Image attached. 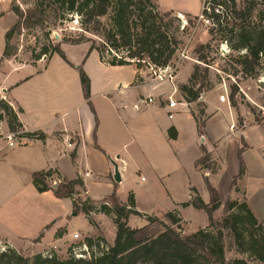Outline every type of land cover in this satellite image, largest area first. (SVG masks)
<instances>
[{"label": "crops", "instance_id": "1", "mask_svg": "<svg viewBox=\"0 0 264 264\" xmlns=\"http://www.w3.org/2000/svg\"><path fill=\"white\" fill-rule=\"evenodd\" d=\"M203 8L202 5V11ZM0 25L2 27L0 99L7 101L18 113L19 122L25 133L45 135L44 140L28 139L23 145L13 148L0 138V245L10 247L17 252L32 245L38 254L48 252L55 254L64 243L75 241L74 235L78 233H70L71 221L66 219L75 217L73 201L57 199L53 192L39 193L32 181V175L36 172L58 171L62 180H75L80 177L85 183V197L95 201H101L116 191L120 202L127 203L129 194L133 193L136 210L142 217L131 216L129 226L132 227L131 223L135 221L136 227L132 228H142L147 225L145 216L159 217L178 210L185 221L183 212L189 209L196 210L191 206L182 207V204L191 200V190L194 188L197 190L196 187H190L189 200L186 202H180L173 190L166 187L165 205L168 209L165 210L160 208L150 211L142 210L139 198L134 191H129L126 198L118 196L120 185L127 179L130 168H139L136 162L138 155L142 154L147 164L151 166L160 162L165 163L163 156L152 151L151 144L157 133L162 136L164 142L166 141V146L177 145L184 127L181 118L189 119L198 142L197 154L193 162L194 171L203 176L204 182L207 177L212 185L211 181L220 177L228 163L229 147L223 138L211 133L210 124L219 113L225 112L230 117L231 124L228 129L233 135L231 139L234 140V148L238 156L241 141L234 133V114L226 108L225 101L217 102L216 98L214 100L209 98L212 91L200 99L206 105L210 115L205 123V141L201 138L198 124L192 113V108L198 102L188 103L179 90L180 85L188 83L190 73L186 81H178L177 85L174 81L178 76H175L173 82L160 83L158 80L140 82V79H144V75L136 65L109 66L101 60L97 51L90 52L91 46L87 43L61 46V48L65 45L83 48L82 57L76 61L66 55L64 49L62 51L67 62L58 55H54L46 64L42 60L21 63L17 56L3 60L5 36L12 24L9 25L8 21L0 20ZM59 58L60 62H57L56 59ZM79 67L91 80V103L95 114L84 99ZM170 96L179 103L173 120L168 118L171 110L167 107V101ZM148 97L154 98L155 103L143 106L140 110L134 109L141 98ZM172 127L177 132L176 140L169 138V129ZM1 134L2 136L11 134L6 121L0 125V136ZM247 135L248 133L244 132L242 136L248 146L243 153L247 174L238 184L239 187L234 189L232 183L239 173L238 160L236 173L235 175L233 173L229 181L225 202H223V193L219 194L222 202L221 209L228 200H244L257 219L264 220V146L259 149L256 156L251 157L253 146L247 142ZM202 145L207 148L211 156L218 158L220 165L217 167L216 174L206 170L200 171L197 167L203 155ZM73 153L76 154L74 161L71 158ZM164 156L169 159L172 154L167 153ZM114 164H117L121 177L119 184L114 180ZM252 169L256 171V174H253ZM167 177L170 179V175ZM141 182H146V179L142 177ZM98 185H103L104 193L101 198H96L95 195L99 191ZM240 191L242 195L238 196ZM202 198L205 203L210 202V194L208 200L205 195H202ZM221 209L214 214L217 220L221 218L217 217ZM89 226L91 228L90 223ZM207 226L208 218L203 228ZM59 232H62V235L57 238L56 235ZM88 233H93L92 228ZM115 235L113 240H107L109 244L113 243Z\"/></svg>", "mask_w": 264, "mask_h": 264}, {"label": "trees", "instance_id": "2", "mask_svg": "<svg viewBox=\"0 0 264 264\" xmlns=\"http://www.w3.org/2000/svg\"><path fill=\"white\" fill-rule=\"evenodd\" d=\"M32 5L26 10L17 6L13 0L11 10L18 17L16 24L7 32L4 59L17 56V49L11 45L15 32L24 29L46 30V37L52 30L68 21L70 16H78L79 23L85 31L96 36H102L107 43L112 45L116 52L125 55L106 61L104 51L96 44L90 52L97 51L101 60L112 67L136 65L140 69L141 62L147 61L157 69L164 70L171 63L183 45L177 34L179 28L171 31L172 22L179 20L172 17V12L161 13L157 0H32ZM207 4L213 6L209 16ZM215 7L223 9L215 13ZM203 16L210 17L217 26V32L229 47L238 54L237 63L245 77L253 78L258 75L264 64V0H212L206 2L202 11ZM2 17V14H0ZM108 19V23L103 22ZM169 20V22H167ZM214 39V34L211 32ZM75 42L72 45H80ZM206 46L200 45L196 49L199 61L206 64L207 58L201 54ZM49 50L44 48L43 55L47 56ZM58 55L67 62V58L60 45L55 46L49 60ZM80 81L85 101L90 106L93 114L95 110L91 103V80L85 71L78 68ZM200 66H195L187 84L180 85L179 90L188 103H196L202 98L203 83H199ZM204 81L206 80L203 79ZM230 97L232 107H236L235 95ZM194 116V115H193ZM197 124L198 121L194 117ZM6 121L11 134L17 138L29 140H44L41 133H25L19 122L18 113L5 100L0 99V125ZM98 126V119L96 118ZM205 125H203L204 127ZM199 127V125H198ZM200 133V128H199ZM96 140V132H95ZM1 138V136H0ZM169 138L177 139V132L172 127L169 129ZM238 153L239 173L233 179L232 186L236 187L247 174V167L243 160V153L247 147L244 139ZM202 157L197 163L199 170L218 172L211 166V156L205 146L201 147ZM72 160L76 154L71 155ZM57 177L60 184L54 189L50 180ZM33 185L39 193L53 192L57 199H71L73 201V214L84 215L87 219L92 214H103L112 217L116 228L115 239L112 244L102 237L86 238L83 243L87 245L90 257L87 259L75 257L72 249L70 258L59 259L53 252L37 254L34 258H24L18 252L7 247L0 252V264H264V220H259L246 201L228 200L220 219H215L214 214L221 209L222 202L216 188L209 179L205 183L210 194V202L205 203L198 191L191 190V200L182 204L183 208L193 207L203 211L208 218V226L190 235L181 234L183 219L178 210L168 212L162 217L145 216L147 225L142 228L129 226L131 216L142 215L136 210L133 193L129 194L127 203L120 202L116 191L101 201L89 197H82L86 192L82 178L75 180H62L58 171L49 170L36 172L32 175ZM237 189V188H236ZM90 225L95 226L92 222ZM62 232L56 237L60 238ZM230 240L231 248L240 256L228 260L226 242ZM73 247V248H74Z\"/></svg>", "mask_w": 264, "mask_h": 264}, {"label": "rangeland", "instance_id": "3", "mask_svg": "<svg viewBox=\"0 0 264 264\" xmlns=\"http://www.w3.org/2000/svg\"><path fill=\"white\" fill-rule=\"evenodd\" d=\"M212 0H157V5L161 13L172 12V17L178 19L172 22L170 28L172 32L176 28H179L177 37L180 42L183 43L177 54L175 55L171 67H174V76H178L175 79V84L178 81H186L189 73L192 75L195 66H200L199 80L203 83L204 92L202 97L211 92L209 98L217 102L222 101L224 98L226 108L233 112L235 120L234 133L241 141L244 132H247V142L253 146V152L251 157L256 156L259 153V149L264 146V64L259 70L257 76L250 78L245 77L241 73V68L237 63L238 54L234 52L228 44L221 41L224 37L217 32V26L210 17L201 18L203 15L202 5ZM224 2V0H218ZM243 0H238L240 4ZM13 0H0V17L1 21H8L12 27L16 24L18 17L11 10ZM32 0H16L17 6H20L22 10H26L32 5ZM203 3V4H202ZM209 16L213 12V6L208 5ZM223 11L219 7H215V13L219 14ZM183 12V13H182ZM190 13V14H187ZM201 15H198L200 14ZM79 17L74 15L70 16L68 21L52 30V34L47 39L46 30H30L24 29L21 32L13 34L11 39V45L17 49V59L21 63H31L35 61V58L40 56L42 50L47 48L49 54L45 57L42 56L40 60L46 64L49 61L50 53L52 49L63 44H73L75 42L87 43L90 46L96 44L97 47L104 51V55L107 58L106 61H111L113 58H119L125 56L122 51L116 52L113 50L112 45L107 43L106 39L102 36H96L92 33L85 31V28L81 26ZM105 24L108 23V19H104ZM169 22V20H167ZM11 27V28H12ZM0 25V32H1ZM211 32L214 34L211 35ZM203 45L201 54L206 56L207 63L204 64L199 61V54L196 53L198 46ZM73 61L79 60L82 57L83 48L78 46L65 45L62 47ZM39 60V61H40ZM60 62V58L56 59ZM55 66V65H54ZM140 70L144 75V79H140V82H151L152 80H158L161 75V69H157L150 65L147 61L141 62ZM78 73V72H77ZM163 77V75H162ZM206 80L204 81L203 79ZM78 80V79H77ZM166 81V79H165ZM237 90L235 95L236 107H232L230 97L233 92ZM223 102V101H222ZM192 113L198 121L200 128L201 138L205 140V125L210 115L207 112L206 105L198 101L197 105L192 108ZM184 123L180 141L177 145H165L162 136L157 133L153 141L152 151L155 154L163 156L164 162L157 163L154 166L148 165L145 157L141 154L136 157V162L139 168H130L127 174V179L120 185L118 196L126 198L129 191H134L140 201V207L142 210L150 211L154 208H160L162 210L168 209L165 205L166 201V187H170L176 198L180 202L188 201V195L190 194V187H196L202 195L209 199V191L206 188L204 178L201 174L194 171L193 162L195 160L198 148V142L195 139V132L192 129V123L189 119L181 118ZM231 124L228 113H219L211 122L210 130L213 135H219L226 142L229 147L228 163L224 167L223 173L219 178H216L212 182V186L220 193H223V202H225L226 194L229 189V181L236 173V167L238 165V156L236 148H234V140L228 129ZM204 144V143H203ZM201 145V144H200ZM172 146V147H170ZM244 145L241 141V148ZM248 146L246 147V149ZM174 152L176 154L174 155ZM171 153V158L168 159L166 155ZM211 156V155H210ZM249 156V160H250ZM225 157V155H224ZM211 166L215 169L220 165L218 158L211 156ZM164 163V164H163ZM200 167L198 166V169ZM138 170V172H136ZM140 171V172H139ZM201 171V170H200ZM253 174L256 171L252 169ZM167 175H170L167 177ZM144 177L146 182H141V178ZM167 177V178H166ZM163 178V179H162ZM258 182V181H257ZM60 181L57 177L50 180V186L54 189L58 186ZM239 184V183H238ZM99 191L96 192V198H101L104 193L103 185H98ZM255 187V183H253ZM239 185L234 187L238 188ZM242 193L238 196H241ZM85 197V194H82ZM203 199V198H202ZM204 200V199H203ZM243 201V200H242ZM205 202V201H204ZM224 208V207H223ZM223 208L217 213V217L220 218L223 215ZM164 216V215H163ZM162 217V216H159ZM183 221L181 225V234L190 235L197 232L207 224V217L205 213L196 211L194 209L185 210L183 212ZM71 221L69 226L70 233H78L80 239L78 241L66 242L58 253H55L59 259L70 258L69 251L75 245L83 243L86 238H96L99 236L105 237L106 240H113L115 235V227L112 217L104 216L103 214H92L89 219L83 215L66 218ZM92 222L95 226L91 225L93 233H88L91 228L88 222ZM135 221H132L131 226L136 227ZM230 240L226 242L227 246V259L232 260L236 257H240L234 249L231 248ZM18 254L24 258H34L38 253L34 251L32 245H29L21 249Z\"/></svg>", "mask_w": 264, "mask_h": 264}, {"label": "built area", "instance_id": "4", "mask_svg": "<svg viewBox=\"0 0 264 264\" xmlns=\"http://www.w3.org/2000/svg\"><path fill=\"white\" fill-rule=\"evenodd\" d=\"M201 18L204 19V16L202 15ZM76 23L78 24L79 21H76ZM160 72H161L160 73L161 75L158 77V82H160V83L164 82L165 79H166V81L173 82V80L175 78L174 67L169 66L168 68L161 70ZM162 75H163V77H162ZM221 99H222V101H224V98H221ZM167 102H168L167 107L171 110V112H169L168 118L170 120H173L175 115L177 114L176 109H177L179 103L177 101H175L174 99H172L171 96L168 98ZM154 103H155V100L152 97L141 98L139 100V104L134 106V109L140 110L141 107L149 106V105L154 104ZM1 138L4 139L7 142L8 146L11 148L16 147V146H21L24 144V142L28 141V139H25V138H21V139L17 138L15 134H9L7 136H2V134H1ZM203 141H205V140L203 139ZM69 147H72V145H69ZM86 176H89V174H86ZM79 239H80V235L75 234L74 240L78 241ZM6 248L7 247L5 245H0V252H4L6 250ZM72 251H73L75 257H77V258L87 259L90 257L88 247L85 244H83L82 246L79 245L77 247L72 248Z\"/></svg>", "mask_w": 264, "mask_h": 264}, {"label": "water", "instance_id": "5", "mask_svg": "<svg viewBox=\"0 0 264 264\" xmlns=\"http://www.w3.org/2000/svg\"><path fill=\"white\" fill-rule=\"evenodd\" d=\"M115 165V174H114V180L116 183H121V177H120V174H119V170H118V166L117 164H114ZM57 186H55L56 188ZM73 216H75V214H73Z\"/></svg>", "mask_w": 264, "mask_h": 264}]
</instances>
